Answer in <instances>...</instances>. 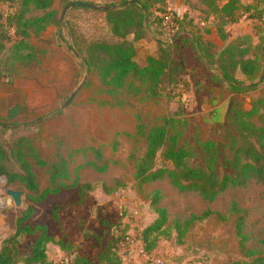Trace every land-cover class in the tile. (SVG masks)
I'll use <instances>...</instances> for the list:
<instances>
[{
    "label": "rangeland",
    "instance_id": "obj_1",
    "mask_svg": "<svg viewBox=\"0 0 264 264\" xmlns=\"http://www.w3.org/2000/svg\"><path fill=\"white\" fill-rule=\"evenodd\" d=\"M11 1L0 0V20L11 12ZM63 1L53 0L52 8L57 10L58 16ZM68 1L98 5L121 3V6L127 0ZM214 2L221 5L226 0H164L153 4L149 21H144L150 31L134 43L137 63L154 54L155 41L162 36L154 18V12H159L155 8L168 9L179 17L184 16L185 21L191 18L193 24L207 27L213 21ZM254 10L251 4L236 22L225 26L228 38L244 33L253 37L256 47L250 51L252 55L262 46L264 52V33L255 32L259 21L251 15L255 14ZM40 13L35 10L30 15ZM72 14L76 15V20L72 21H77L90 36L106 34L102 13L78 11ZM65 22L66 18L57 28V19V24L30 36L29 46L35 56L32 61L18 62L12 65L13 69H5L10 66L7 52L0 56V144L9 155L4 165L10 174L21 172L13 153L19 149L39 186L38 191L32 193L21 182L9 181L0 173V245L14 235L17 219L30 207V217L21 224L28 226L30 232L17 236V247L22 255L28 254L39 227L45 226L52 238L46 245L52 263H59L64 257L79 256L84 259L77 258L82 264H107L104 251L110 243L113 227H125L130 239L129 249L122 247V253L116 245L122 264H157L154 261L157 258L163 260V264H230L259 256L262 253L260 240L264 239V186L261 183L251 180L242 186L228 187L208 201L196 192L178 191L166 178L139 184L133 173L135 159L144 151L146 132L163 123L169 135L176 136V144L188 150L192 165L205 167L207 151L200 143L207 140L219 144L225 154H232V135H236V131L227 119L229 106L234 104L244 110L254 106L257 112L250 120L263 125L264 75L254 88L243 93L231 92L214 77L217 67L205 61L199 49L196 54L181 39L191 35L189 31L193 28L187 26L183 32L186 35L177 37L172 49L177 72L167 78L160 97H147L138 80L128 81L123 88L111 89L75 59L69 49L72 43ZM9 37L12 40L7 46L14 41L12 30ZM216 48L213 52H217L220 45ZM262 71L252 82L239 71L234 76L248 85L256 82ZM85 73L81 88L59 110ZM15 125L19 127H10ZM157 154L155 167L169 165L162 151ZM64 167L68 178L57 177L51 183V172L59 174ZM83 184L90 185V190H86L79 204L78 190ZM8 189L22 192L21 207L14 205L6 193ZM45 189L49 190L41 194ZM156 209L164 210V227H168L169 235H159L154 250L146 254L141 251L138 236L157 217ZM204 212H208L204 218L192 219ZM239 218L242 233L247 238L243 243L235 230Z\"/></svg>",
    "mask_w": 264,
    "mask_h": 264
},
{
    "label": "trees",
    "instance_id": "obj_2",
    "mask_svg": "<svg viewBox=\"0 0 264 264\" xmlns=\"http://www.w3.org/2000/svg\"><path fill=\"white\" fill-rule=\"evenodd\" d=\"M163 1L138 0L139 3L130 5L124 3L120 8L102 10L70 8L65 16V27L72 46L81 56L88 71L94 72L99 80L111 89H120L128 81L138 80L142 86L141 90L147 97H160L167 78L173 76L178 69L177 66H173L172 60L175 40L186 31L188 26L193 28L189 31L191 35L183 36L186 35L183 34L181 39L195 51L199 49L203 59L217 67L218 73L214 76L215 78L219 79L231 92L243 93L254 88L251 84L245 85L234 74L239 71L250 82L254 81L259 71L263 69L262 49L259 48L257 54L252 55L250 51L256 47L253 37L244 33L229 40L226 37L225 26L236 22L239 16L253 4L255 14L252 12L251 15L259 21L255 32L264 33V0H251L248 3H244L243 0H226L221 5L214 2L211 10L213 21L209 26H197L192 23L191 18L185 21V17L181 16L175 20L178 29L169 35L162 25L161 14L165 10L161 9L164 8H155L159 12H154V18L162 36L160 39L157 37L155 41L154 54L147 56L142 63H137L134 43L146 37L148 30L150 31L148 23L144 24V17L149 21L153 4L163 3ZM67 2L69 1L64 0L63 4ZM52 3L53 0L11 1V12L5 16L4 20H0V56L7 52L6 60L10 65L5 66V69L10 67L13 69V64L32 61L35 58L33 49L29 46V38L32 34L38 35L48 26L57 24L58 12L52 8ZM35 10H40L41 13L30 15ZM78 11L102 13L106 34L90 36L89 31H84L77 21H72V19L76 20L74 17L76 15L72 13ZM10 30L13 32L14 41L7 46L12 40L9 37ZM218 45H220L218 51L213 52ZM256 112L254 106L251 110H244L234 104L229 106L227 119L234 125L236 131V135H232L233 141L230 148L232 154H225L221 146L212 140L200 143L203 150L207 151L205 167L191 164L188 150L176 144V136L169 135L168 127L164 123L151 127L144 136V151L134 162V179L141 184L166 178L178 191L196 192L208 201L213 200L228 187L242 186L251 180L264 186V124L257 125L250 120ZM159 151L163 152L161 155L169 162V165L155 167L154 162ZM13 153L21 172L11 174L7 172L4 162L8 161L9 155L0 144V173L6 175L9 181L21 182L29 192L38 191L39 186L28 161L24 159V154L19 149ZM39 163L42 164L40 161ZM67 176L68 170L64 167L59 174L51 172L50 182H54L57 177L68 178ZM48 190L45 189L41 194H45ZM86 190H90V185L83 184L79 187V204L82 203ZM155 203L156 201L153 202ZM156 213L157 217L142 229L138 236L146 254L154 250L159 235H169L168 227H164L166 222L164 210L156 209ZM207 214L208 212H204L201 216H193L192 219H201ZM30 215L31 208L27 207L16 221L17 230L14 235L0 245V264L20 262L52 264L46 253V245L52 241V238L47 234L45 226L39 227V234L33 241L28 254L22 255L17 247V236L23 232H30L28 226H21ZM125 230V227L120 229L113 227L109 238L110 243L106 245L104 251V260L107 264H122V258L116 252V244L126 233ZM235 230L243 243L247 238L242 233L240 218L235 224ZM260 243L262 253L259 256L250 261L230 264H264V239L260 240ZM77 258L84 261L79 256H73L71 260L74 264H82Z\"/></svg>",
    "mask_w": 264,
    "mask_h": 264
},
{
    "label": "water",
    "instance_id": "obj_3",
    "mask_svg": "<svg viewBox=\"0 0 264 264\" xmlns=\"http://www.w3.org/2000/svg\"><path fill=\"white\" fill-rule=\"evenodd\" d=\"M136 2H137V0H127L126 4L130 5V4H133ZM73 7H83V8L93 9V10H102L105 8L106 9L120 8L121 6L119 4H116L115 6H110V5H98V4H93L90 2H84V1H69V2L65 3L60 10V13L58 16V27L60 26L61 22L65 18L67 11ZM145 19H146V17H144V21H145ZM263 44H264V39L262 41V45ZM69 49H70L71 53L73 54V56L75 57V59L78 62L82 63L85 70L88 71L86 64L83 62V60H82L81 56L79 55V53L77 52V50L73 46H71ZM262 56H263V60H264L263 46H262ZM263 75H264V68H263L262 74L259 77V79L256 82L251 83V85H255V84L259 83L261 78L263 77ZM85 78H86V73L84 74L81 82L71 91V93L67 96V98L62 102V104L59 107V110H62L70 102V100L73 98V96L77 93V91L83 85ZM40 121H42V119L37 120V121H35L29 125H34ZM26 126L27 125H25L24 127H26ZM2 127H6V126L3 125ZM10 127H19V126L15 125V126H10ZM6 193H7V195H9V197L11 198V200L13 201V203L16 207L22 206V192L20 190L8 189V190H6ZM7 202L9 203L10 199H7Z\"/></svg>",
    "mask_w": 264,
    "mask_h": 264
},
{
    "label": "built area",
    "instance_id": "obj_4",
    "mask_svg": "<svg viewBox=\"0 0 264 264\" xmlns=\"http://www.w3.org/2000/svg\"><path fill=\"white\" fill-rule=\"evenodd\" d=\"M162 25L164 26V31L169 35L172 32L176 31L178 29V25L176 23V19L179 17L177 16L175 13L171 12L170 10H165L162 15ZM118 244V251L121 252L122 247H127V249H129V245H130V239H129V235L125 234L124 236H122L120 238V240L117 242ZM116 244V245H117ZM142 247V245H141ZM126 251V250H125ZM128 251V250H127ZM143 251V249L141 250ZM122 253V252H121ZM120 256V255H119ZM121 257V256H120ZM122 258V257H121ZM157 264H163V260L161 259H155L154 260ZM52 264H73L71 258L68 257H64L62 260H60L59 263L57 262H53Z\"/></svg>",
    "mask_w": 264,
    "mask_h": 264
},
{
    "label": "crops",
    "instance_id": "obj_5",
    "mask_svg": "<svg viewBox=\"0 0 264 264\" xmlns=\"http://www.w3.org/2000/svg\"><path fill=\"white\" fill-rule=\"evenodd\" d=\"M117 4L120 5L121 3H117ZM115 5H116V4H114L113 6H115ZM229 24H230V23H229ZM57 28H58V25H57ZM232 38H233V37H232ZM232 38H228V36H227V39H229V40L232 39Z\"/></svg>",
    "mask_w": 264,
    "mask_h": 264
}]
</instances>
